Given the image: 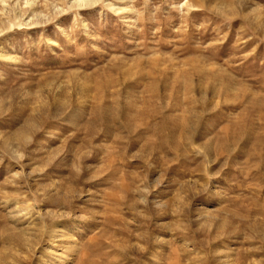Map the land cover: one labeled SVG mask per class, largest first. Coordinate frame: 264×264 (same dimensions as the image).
Listing matches in <instances>:
<instances>
[{"label": "rangeland", "instance_id": "1", "mask_svg": "<svg viewBox=\"0 0 264 264\" xmlns=\"http://www.w3.org/2000/svg\"><path fill=\"white\" fill-rule=\"evenodd\" d=\"M0 264H264V0H0Z\"/></svg>", "mask_w": 264, "mask_h": 264}, {"label": "bare ground", "instance_id": "2", "mask_svg": "<svg viewBox=\"0 0 264 264\" xmlns=\"http://www.w3.org/2000/svg\"><path fill=\"white\" fill-rule=\"evenodd\" d=\"M170 129H171V128H170ZM173 132H174V131H173ZM174 137H175V136H174ZM175 138H176V137H175ZM175 138H174V139H175ZM52 240H53V239H52Z\"/></svg>", "mask_w": 264, "mask_h": 264}]
</instances>
